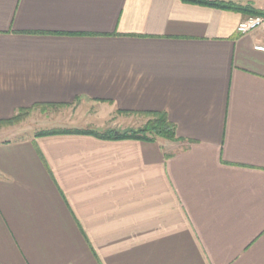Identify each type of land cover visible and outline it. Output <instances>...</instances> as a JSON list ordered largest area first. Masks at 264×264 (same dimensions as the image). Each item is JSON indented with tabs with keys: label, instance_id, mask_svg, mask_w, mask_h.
I'll list each match as a JSON object with an SVG mask.
<instances>
[{
	"label": "crops",
	"instance_id": "obj_1",
	"mask_svg": "<svg viewBox=\"0 0 264 264\" xmlns=\"http://www.w3.org/2000/svg\"><path fill=\"white\" fill-rule=\"evenodd\" d=\"M183 0H0V121L88 99L178 141L0 140V264H264V53Z\"/></svg>",
	"mask_w": 264,
	"mask_h": 264
},
{
	"label": "rangeland",
	"instance_id": "obj_2",
	"mask_svg": "<svg viewBox=\"0 0 264 264\" xmlns=\"http://www.w3.org/2000/svg\"><path fill=\"white\" fill-rule=\"evenodd\" d=\"M223 1L251 4L264 10V0ZM106 108L103 104L93 103L88 99H79L69 106L37 108L27 115H22L21 119L11 126H0V140L25 139L41 132L55 130H86L101 134L112 130L127 131L140 129L149 121L147 115H119Z\"/></svg>",
	"mask_w": 264,
	"mask_h": 264
},
{
	"label": "trees",
	"instance_id": "obj_3",
	"mask_svg": "<svg viewBox=\"0 0 264 264\" xmlns=\"http://www.w3.org/2000/svg\"><path fill=\"white\" fill-rule=\"evenodd\" d=\"M184 2L206 6L214 9L233 11L244 14L247 17L264 16V10L255 8L251 4L241 5L223 0H183ZM57 105L38 104L29 109L19 110L13 118L6 121H0V126H11L17 123L22 115L37 109ZM63 106V105H61ZM149 121L140 129H131L127 131L112 130L103 134L95 131L86 130H55L38 133L37 136L61 135V134H84L93 135L102 140H137L149 143H155L159 140L178 141L176 126L168 119L165 113H151Z\"/></svg>",
	"mask_w": 264,
	"mask_h": 264
},
{
	"label": "built area",
	"instance_id": "obj_4",
	"mask_svg": "<svg viewBox=\"0 0 264 264\" xmlns=\"http://www.w3.org/2000/svg\"><path fill=\"white\" fill-rule=\"evenodd\" d=\"M239 36H247L255 33L264 35V16L246 17L237 26ZM255 51L264 53V39L255 46Z\"/></svg>",
	"mask_w": 264,
	"mask_h": 264
}]
</instances>
